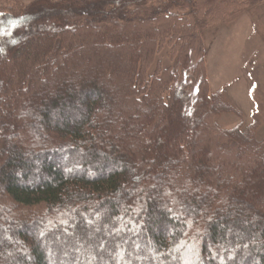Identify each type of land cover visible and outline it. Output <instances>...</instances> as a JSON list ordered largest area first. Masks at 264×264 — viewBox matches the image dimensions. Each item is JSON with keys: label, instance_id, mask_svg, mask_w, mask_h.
I'll return each mask as SVG.
<instances>
[{"label": "trees", "instance_id": "1", "mask_svg": "<svg viewBox=\"0 0 264 264\" xmlns=\"http://www.w3.org/2000/svg\"><path fill=\"white\" fill-rule=\"evenodd\" d=\"M153 1L0 8V264H264L261 122L203 72L255 1Z\"/></svg>", "mask_w": 264, "mask_h": 264}, {"label": "rangeland", "instance_id": "2", "mask_svg": "<svg viewBox=\"0 0 264 264\" xmlns=\"http://www.w3.org/2000/svg\"><path fill=\"white\" fill-rule=\"evenodd\" d=\"M36 1L0 0V8L10 11L14 7L33 6ZM41 1H44L41 4L47 2ZM254 1L244 3L238 13L233 11L227 16L213 19L205 29L203 72L209 84V92H223L228 97V104L237 109H228L214 119L222 127L230 129L237 125L243 128L259 120L258 136L261 138L264 137V0ZM216 9L221 11L217 5L213 10ZM191 58L193 66L198 63V49L191 53ZM165 60L170 63L168 59ZM0 206L8 209L12 207L1 199ZM50 222L48 229L55 224ZM150 256L156 258L154 253ZM156 261L157 264H164L159 259ZM77 263L85 264L82 257Z\"/></svg>", "mask_w": 264, "mask_h": 264}]
</instances>
